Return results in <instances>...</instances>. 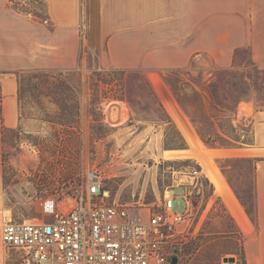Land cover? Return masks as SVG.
<instances>
[{
	"label": "rangeland",
	"instance_id": "374dc122",
	"mask_svg": "<svg viewBox=\"0 0 264 264\" xmlns=\"http://www.w3.org/2000/svg\"><path fill=\"white\" fill-rule=\"evenodd\" d=\"M13 1L21 10L38 15L45 11L41 0ZM84 21L83 34L94 31V22L88 29ZM39 76L47 81L40 82ZM154 80L139 70L102 66L98 50L87 45L77 67L19 72L20 124L4 130L1 138L2 217L11 214L17 220H34L40 216L44 189H73L88 170L98 169L111 198L130 206L136 203L141 212L163 201L169 190L178 195L173 210L188 209L191 227L174 255L176 264H228L230 257L234 264H244L242 236L227 208L236 213L237 205L212 195L214 184L196 157L166 159L163 151L175 150L184 142L170 110L194 141L200 138L189 131L175 102L177 98L183 103L193 89L201 90L221 109L211 119L198 118L199 127L206 134L229 138L237 146L233 148L250 147L251 121L237 116V110L264 108V71L242 49L231 68H216L199 57L186 69L162 74L165 86ZM195 145L200 149L197 141ZM19 163L28 168L18 172ZM213 163L246 212L252 209L250 160L230 156L213 158ZM195 169L198 173L193 174Z\"/></svg>",
	"mask_w": 264,
	"mask_h": 264
},
{
	"label": "crops",
	"instance_id": "0c3cea01",
	"mask_svg": "<svg viewBox=\"0 0 264 264\" xmlns=\"http://www.w3.org/2000/svg\"><path fill=\"white\" fill-rule=\"evenodd\" d=\"M41 1L45 11L38 16L19 9L13 0H0V130L16 129L20 124L18 73L77 67L85 45L98 50L102 66L139 70L164 86L162 74L186 69L199 57L207 58L216 68H231L242 49L264 71V0ZM85 19L88 29L93 22L95 29L83 34ZM179 109L189 131L199 138L189 116ZM237 116L250 119L253 144L207 148L213 152L212 162H207L213 167V158L241 156L250 160L255 221L220 172L224 193L214 185L211 193L218 199L224 197L232 207L237 205L236 213L227 208L242 236L244 264H264V108L249 106L237 110ZM183 139L185 146L175 149L190 150ZM1 159L0 133V264H6L1 242ZM15 168L21 172L28 167L19 163Z\"/></svg>",
	"mask_w": 264,
	"mask_h": 264
},
{
	"label": "built area",
	"instance_id": "2783aa9c",
	"mask_svg": "<svg viewBox=\"0 0 264 264\" xmlns=\"http://www.w3.org/2000/svg\"><path fill=\"white\" fill-rule=\"evenodd\" d=\"M43 193L34 220L3 215L6 263L170 264L191 227L188 209L173 210L178 195L172 190L141 212L136 203L111 198L98 169L88 170L73 189Z\"/></svg>",
	"mask_w": 264,
	"mask_h": 264
},
{
	"label": "trees",
	"instance_id": "16d2710c",
	"mask_svg": "<svg viewBox=\"0 0 264 264\" xmlns=\"http://www.w3.org/2000/svg\"><path fill=\"white\" fill-rule=\"evenodd\" d=\"M25 11V10H23ZM38 15V14H36ZM39 16V15H38ZM192 63V62H191ZM190 63V64H191ZM18 79V93H19V73L17 75ZM40 82H46L47 78L39 76L38 77ZM204 91V90H203ZM177 104L184 110V112L189 116L197 134L199 135L200 139L203 141L205 145L208 147H226V148H233L237 147L234 143H232L229 138L222 136L219 133L214 134H206L202 128L199 127L197 123L198 118H207L211 119L213 115H215V112H220L221 109H218L215 104L212 102L210 97H206L205 93H203L201 90L193 89L192 95L185 97L184 102L181 103L176 98L175 99ZM4 130H11V129H5L2 128L0 130L1 138L3 139V131ZM185 146V143L183 142L179 148H182ZM3 162V159H2ZM250 217L253 221H255V208H254V199H253V208L247 211ZM241 256L244 261V252H243V241L241 246Z\"/></svg>",
	"mask_w": 264,
	"mask_h": 264
},
{
	"label": "bare ground",
	"instance_id": "6f19581e",
	"mask_svg": "<svg viewBox=\"0 0 264 264\" xmlns=\"http://www.w3.org/2000/svg\"><path fill=\"white\" fill-rule=\"evenodd\" d=\"M154 82H157V80H154ZM172 116L174 117V120L178 124V127L182 131L184 137L186 138L188 144H190L191 149L190 150H164L163 151V157L166 159H174V158H181V157H196L198 159V162H200L203 166V170L206 174V176L209 178V180L214 184L216 190L223 194L222 190V184L220 181V174H218V171L214 170V166L210 167L207 161L212 162L211 158L213 155V152L211 150H208L199 139H196L195 141L199 144L200 149H197L195 145L194 139L191 137L188 130L180 123V121L177 119L175 114L170 110Z\"/></svg>",
	"mask_w": 264,
	"mask_h": 264
},
{
	"label": "water",
	"instance_id": "95a60500",
	"mask_svg": "<svg viewBox=\"0 0 264 264\" xmlns=\"http://www.w3.org/2000/svg\"><path fill=\"white\" fill-rule=\"evenodd\" d=\"M226 261H228V264H234V259L232 257L227 258ZM176 262H177V258L173 257L171 259V263L170 264H176Z\"/></svg>",
	"mask_w": 264,
	"mask_h": 264
}]
</instances>
